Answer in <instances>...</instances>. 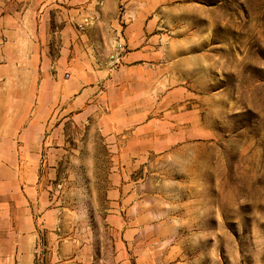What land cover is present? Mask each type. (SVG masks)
<instances>
[{
	"label": "rangeland",
	"instance_id": "374dc122",
	"mask_svg": "<svg viewBox=\"0 0 264 264\" xmlns=\"http://www.w3.org/2000/svg\"><path fill=\"white\" fill-rule=\"evenodd\" d=\"M0 264H264V0H0Z\"/></svg>",
	"mask_w": 264,
	"mask_h": 264
},
{
	"label": "crops",
	"instance_id": "0c3cea01",
	"mask_svg": "<svg viewBox=\"0 0 264 264\" xmlns=\"http://www.w3.org/2000/svg\"><path fill=\"white\" fill-rule=\"evenodd\" d=\"M47 111H48V110L44 109V110L42 111V113L47 112Z\"/></svg>",
	"mask_w": 264,
	"mask_h": 264
}]
</instances>
